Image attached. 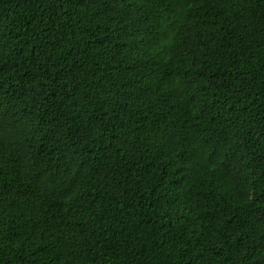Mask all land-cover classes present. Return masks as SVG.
<instances>
[{
    "label": "trees",
    "instance_id": "obj_1",
    "mask_svg": "<svg viewBox=\"0 0 264 264\" xmlns=\"http://www.w3.org/2000/svg\"><path fill=\"white\" fill-rule=\"evenodd\" d=\"M0 264H264V0H0Z\"/></svg>",
    "mask_w": 264,
    "mask_h": 264
}]
</instances>
